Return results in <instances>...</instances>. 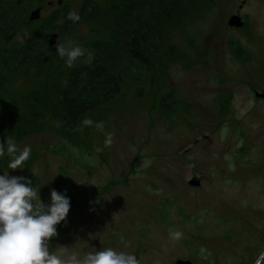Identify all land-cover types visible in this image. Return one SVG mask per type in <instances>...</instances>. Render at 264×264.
<instances>
[{"label": "rangeland", "instance_id": "1", "mask_svg": "<svg viewBox=\"0 0 264 264\" xmlns=\"http://www.w3.org/2000/svg\"><path fill=\"white\" fill-rule=\"evenodd\" d=\"M57 1L42 0L35 24L10 40L33 35L59 7L68 16L92 9L88 2L122 8L128 0ZM171 13L153 26L152 66L70 129L57 120V88L9 73L0 60V175L30 180L45 206L53 190L75 201L50 252L82 258L113 248L140 264H253L264 250V0H183ZM232 14L245 26H229ZM108 30L106 19L80 16L55 45L89 54ZM173 46L179 56H169ZM9 139L31 146L22 168H8Z\"/></svg>", "mask_w": 264, "mask_h": 264}, {"label": "trees", "instance_id": "2", "mask_svg": "<svg viewBox=\"0 0 264 264\" xmlns=\"http://www.w3.org/2000/svg\"><path fill=\"white\" fill-rule=\"evenodd\" d=\"M181 1L128 0L122 8L88 2L93 8L77 14L84 19H106L109 22L108 34L90 41V53L84 52L69 67L66 57L58 56L57 45L48 46L47 43L51 33L56 32L59 38L71 28L73 21L65 13L67 9L59 7L41 18L36 23L34 34L24 40H10V36L24 23L27 26L35 24L29 13L34 8H41L42 0H0V60L8 63L9 73L28 76L57 88L60 106L57 120L60 128L70 129L86 112L120 94L140 67L152 66L153 26L161 19H168ZM59 20L62 23H58ZM168 54L174 57L181 53L173 46ZM89 55L92 57L90 62ZM62 67L68 68L66 75ZM56 77L63 78L61 86L54 82ZM6 80L7 75L0 74V104L7 97ZM28 96L32 97L30 93ZM168 98V95L163 97L161 103L166 110H169Z\"/></svg>", "mask_w": 264, "mask_h": 264}, {"label": "clouds", "instance_id": "3", "mask_svg": "<svg viewBox=\"0 0 264 264\" xmlns=\"http://www.w3.org/2000/svg\"><path fill=\"white\" fill-rule=\"evenodd\" d=\"M68 18L73 22L80 19L74 11ZM56 51L59 57H66L69 67L84 55V49L79 46L66 48L58 44ZM88 59L90 62L91 55ZM83 124L92 126L93 121L85 119ZM95 126L101 131L104 128L102 121ZM111 135L108 133V144H111ZM7 145V155L11 157L8 168H22L30 157L31 146L20 150L12 139ZM4 155V147L0 144V156ZM50 197L51 204L45 206L30 180L24 181L23 177H11L7 173L0 175V264H140L134 254L113 248L89 252L82 258L76 254L64 257L63 253L50 252L48 241L57 235L56 225L65 220L70 209L69 199L64 195L53 190ZM180 235L174 233L176 238ZM262 258L264 251L257 254L256 264H260Z\"/></svg>", "mask_w": 264, "mask_h": 264}, {"label": "water", "instance_id": "4", "mask_svg": "<svg viewBox=\"0 0 264 264\" xmlns=\"http://www.w3.org/2000/svg\"><path fill=\"white\" fill-rule=\"evenodd\" d=\"M61 2H62V0H58L57 4H61ZM39 17H40V8L39 7L34 8L30 11V13H29L30 20H35ZM227 23L229 26H235V27H241L243 25V21L241 20V17L238 14H232L231 16H229ZM57 41H58V34L56 32H53L50 35H48V37H47L48 46H54L57 43ZM260 96L264 98V89L260 93ZM189 184L199 185V181L197 180V178H192L189 181ZM69 203H75V201L71 200V201H69ZM57 225H56V227H57ZM175 264H190V261L177 259L175 261ZM253 264H256V260ZM260 264H264V258L261 259Z\"/></svg>", "mask_w": 264, "mask_h": 264}, {"label": "flooded vegetation", "instance_id": "5", "mask_svg": "<svg viewBox=\"0 0 264 264\" xmlns=\"http://www.w3.org/2000/svg\"><path fill=\"white\" fill-rule=\"evenodd\" d=\"M242 20V19H241ZM243 21V20H242ZM244 22V21H243ZM245 26V22H244V25L242 26V27H244ZM192 178H197V180L199 181V185H200V183H201V180H202V177L200 176V175H196V174H193L192 176H191V179ZM199 185H197V187L199 186Z\"/></svg>", "mask_w": 264, "mask_h": 264}]
</instances>
